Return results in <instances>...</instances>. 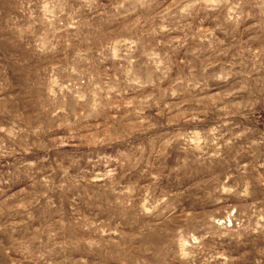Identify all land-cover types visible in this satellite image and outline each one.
<instances>
[{
  "label": "rangeland",
  "instance_id": "rangeland-1",
  "mask_svg": "<svg viewBox=\"0 0 264 264\" xmlns=\"http://www.w3.org/2000/svg\"><path fill=\"white\" fill-rule=\"evenodd\" d=\"M0 264H264V0H0Z\"/></svg>",
  "mask_w": 264,
  "mask_h": 264
}]
</instances>
